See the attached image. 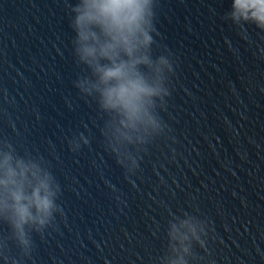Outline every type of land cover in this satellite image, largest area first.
<instances>
[{
  "label": "water",
  "instance_id": "obj_1",
  "mask_svg": "<svg viewBox=\"0 0 264 264\" xmlns=\"http://www.w3.org/2000/svg\"><path fill=\"white\" fill-rule=\"evenodd\" d=\"M232 2L158 0L154 51L175 61L170 139L126 178L94 103L73 87L76 0H0V138L44 160L61 186L63 214L33 233L22 264H155L181 210L209 221L214 264H264V34L222 19ZM81 132L90 145L70 151Z\"/></svg>",
  "mask_w": 264,
  "mask_h": 264
},
{
  "label": "clouds",
  "instance_id": "obj_2",
  "mask_svg": "<svg viewBox=\"0 0 264 264\" xmlns=\"http://www.w3.org/2000/svg\"><path fill=\"white\" fill-rule=\"evenodd\" d=\"M157 6L158 0H76L70 8L73 57L82 68L73 87L94 103L104 150L126 178L136 176L150 147L170 139L162 113L172 95L175 61L166 49L154 51ZM222 19L241 31L253 25L264 34V0H233ZM90 143L82 132L68 140L72 152ZM60 195L44 160L20 154L0 138V224L7 227L0 235V258L5 264L31 258L33 233L43 237L63 214ZM211 232L209 221L195 212L170 213L166 247L155 264H214L208 259Z\"/></svg>",
  "mask_w": 264,
  "mask_h": 264
}]
</instances>
